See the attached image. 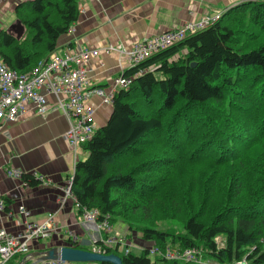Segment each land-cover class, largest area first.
Instances as JSON below:
<instances>
[{
    "label": "trees",
    "instance_id": "obj_1",
    "mask_svg": "<svg viewBox=\"0 0 264 264\" xmlns=\"http://www.w3.org/2000/svg\"><path fill=\"white\" fill-rule=\"evenodd\" d=\"M17 13L24 36L0 31V53L25 72L57 50L80 5L30 0ZM263 34L264 0H242L121 72L130 85L117 91L107 122L81 144L88 155L77 161L72 183L80 214L95 208L98 221L112 224L140 210L146 221L130 226L163 252L169 244L201 248L221 264L244 258L264 264ZM22 179L41 182L29 172ZM164 220L168 228L158 227ZM98 244L120 254L123 264H197L152 257L150 247L136 254Z\"/></svg>",
    "mask_w": 264,
    "mask_h": 264
},
{
    "label": "crops",
    "instance_id": "obj_2",
    "mask_svg": "<svg viewBox=\"0 0 264 264\" xmlns=\"http://www.w3.org/2000/svg\"><path fill=\"white\" fill-rule=\"evenodd\" d=\"M27 1L30 0H0V31L7 30L18 39L22 37L23 32L20 31L25 30L19 25L17 9ZM241 1L79 0L80 16L69 32L59 37L57 50L62 53L69 48L73 51L79 48H100L109 42L129 47L139 39L200 18L208 8L230 7ZM120 58L118 53H102L90 57L86 64L92 83L107 87L122 72L123 66L127 67V61L122 59L121 63ZM48 99L54 102L52 95H48ZM89 105L95 110L97 126L104 125L111 115L113 105L104 103L96 94L91 96ZM25 107V112L17 121L4 122L0 126V195L6 198L7 204L0 214V227L17 234L24 229L27 220L43 222L53 214L57 230L47 238L34 241L30 252L50 248L61 243L62 239L68 243L71 237L72 241L78 240L88 249L93 246L92 241L100 231L94 222L86 221L80 214L75 198L63 200L65 185L68 177L75 172V164L88 154L81 152V148L84 149L82 146L74 149L69 142L66 137L69 121L61 111L51 109L46 115H40L32 103H27ZM7 167L20 168L37 177H46L48 184L40 182L29 186L23 179L7 175ZM19 205H23L29 215L21 213ZM143 248L142 243L136 246L141 252ZM26 255H17L11 259L12 262L5 264H17ZM76 263L62 260L59 264Z\"/></svg>",
    "mask_w": 264,
    "mask_h": 264
},
{
    "label": "built area",
    "instance_id": "obj_3",
    "mask_svg": "<svg viewBox=\"0 0 264 264\" xmlns=\"http://www.w3.org/2000/svg\"><path fill=\"white\" fill-rule=\"evenodd\" d=\"M226 10L205 12L200 18L139 39L129 47L121 43L109 42L100 48H79L74 51L69 48L62 53L54 50L46 59L39 61L36 66L25 72L11 68L0 53V126L4 122L17 121L20 115L25 112L27 103H32L36 113L40 115H46L49 110L57 109L67 117L69 128L66 131V137L73 148L78 149L82 143L93 137L98 128L94 120L95 110L89 105L91 96L99 95L104 103L112 105L117 91L127 88L131 83L130 77H125L120 73L105 88L94 85L86 64L90 57L102 53H118L121 63H123L122 59L127 61L125 63L127 67L124 68L122 65V72H124L127 68L183 40L189 34L219 20ZM48 95L54 97V102L48 99ZM5 172L14 178H22L24 173L22 169L16 167H7ZM74 173L66 182L63 200L68 197L74 198L72 192ZM39 178L41 183H48L44 177L40 176ZM6 206V198L0 195V214L6 209ZM19 208L21 213L29 215L23 205ZM98 215V209L84 208L83 217L86 221L94 222L99 231L109 229L110 223L107 219L98 221ZM56 230L57 225L53 214H50L43 222L27 220L24 229L17 234L8 231L5 227H0V264H5L16 255L28 254L34 241L47 238ZM100 240L107 246L112 240L111 238L96 240L94 245L97 244L98 248L93 250L105 253L103 246L98 244ZM150 253L164 255L167 259L182 262L221 264L216 260H202L197 248L180 250L166 246L163 252L157 247H152ZM61 261L44 260L34 264H59ZM234 264L251 263L244 258Z\"/></svg>",
    "mask_w": 264,
    "mask_h": 264
},
{
    "label": "rangeland",
    "instance_id": "obj_4",
    "mask_svg": "<svg viewBox=\"0 0 264 264\" xmlns=\"http://www.w3.org/2000/svg\"><path fill=\"white\" fill-rule=\"evenodd\" d=\"M228 7L229 6H227V7L225 6L223 8H219V9L218 8L217 9L208 8L204 12H209V11H213V10L227 9ZM24 30H25V28H24ZM21 32H23L22 36H24V32L25 31L21 30L20 33ZM261 37H264V34ZM260 149H261V147H259V146L256 147L257 151H259ZM81 152H86V154H88V152L86 150L82 149V148H81ZM136 212H137L136 214L132 215V218H134V219L130 218V220H128V218H115V220L112 222V224L110 223V227L111 226L112 227L109 228V229H106L105 231L104 230L100 231V232L98 231L99 233L96 234L97 238L96 237L95 238L96 239H101L102 236H103V238H102V240H103V239H106L107 236H108V238H111V240H112L110 242V244L108 243V245L109 246H112V245L113 246H117L118 245L119 246V251L120 252H125V253L129 252V251H132V252L134 251V252L140 253L141 251L139 249H136V246H138L139 243H142L144 248L150 247V249H151L153 246L155 247L156 246L155 243L146 242L142 238L141 232L136 230L135 227H131L130 226L131 222H134V224L137 225V224H142L143 221L145 220V215H143L142 212H140V210H138ZM137 222H139V223H137ZM174 223H175V225H174L175 226V232H178L179 228H180L179 227V223L177 221L174 222ZM158 227L168 228V220L159 221L158 222ZM123 239H125V240H123ZM95 240L93 239V241H92L93 242L92 243L93 246H89L88 249L92 248L91 250H93L94 248H98L97 244L94 245V243L96 242ZM117 241H119L118 244H117ZM67 242L69 243V241H67ZM62 243L65 244V240L64 239H62L61 243H59V244H62ZM168 245L169 244H167L166 246H168ZM118 246H117V248H118ZM144 248L142 249V251L144 250ZM121 249H122V251H121ZM127 249H128V251H127ZM198 250L200 252V256H201L202 260H215V259H212V258L204 257L203 256V249L199 248ZM151 255H152V257L155 256L154 254H151ZM76 264H83V263L77 262Z\"/></svg>",
    "mask_w": 264,
    "mask_h": 264
},
{
    "label": "water",
    "instance_id": "obj_5",
    "mask_svg": "<svg viewBox=\"0 0 264 264\" xmlns=\"http://www.w3.org/2000/svg\"><path fill=\"white\" fill-rule=\"evenodd\" d=\"M24 29V24L18 20ZM28 260L31 262L29 263ZM44 260H67L74 262H112L123 264L122 256L116 252L103 253L91 249L72 246L69 243L56 244L50 248L28 253L18 264H34Z\"/></svg>",
    "mask_w": 264,
    "mask_h": 264
},
{
    "label": "bare ground",
    "instance_id": "obj_6",
    "mask_svg": "<svg viewBox=\"0 0 264 264\" xmlns=\"http://www.w3.org/2000/svg\"><path fill=\"white\" fill-rule=\"evenodd\" d=\"M18 27H19V26H18ZM20 27H21V26H20ZM12 30H13V29H12ZM118 60H119V59H118ZM129 68H130V67H129ZM85 143H86V142H85ZM80 146H81V145H80ZM80 148H81V147H80ZM132 150H133V149H132ZM75 152H76V150H75ZM128 153H129V152H128ZM130 153H131V151H130ZM75 165H76V164H75ZM24 173H25V172H24ZM71 173H72V172H71ZM73 173H74V172H73ZM45 178H46V177H45ZM68 178H69V177H68ZM19 179H20V178H19ZM21 179H22V178H21ZM24 181H25V180H24ZM25 182H26V181H25ZM51 183H52V182H51ZM51 183H50V184H51ZM47 184H48V183H47ZM19 206H20V205H19ZM26 210H27V209H26ZM98 219H99V218H98ZM107 221H108V220H107ZM109 223H110V222H109ZM111 227H112V226H111ZM111 227H110V228H111ZM101 234H102V233H101ZM103 235H104V234H103ZM110 237H111V236H110ZM71 238H72V237H71ZM102 238H103V236H102ZM107 238H108V236H107ZM107 238H106V239H107ZM122 238H123V237H122ZM122 238H121V239H122ZM67 239H68V238H67ZM108 239H110V238H108ZM123 240H125V239H123ZM123 240H122V241H123ZM69 241H70V240H69ZM77 241H78V240H77ZM78 242H79V241H78ZM118 242H119V241H118ZM117 244H118V243H117ZM112 246H113V245H112ZM113 247H114V246H113ZM121 251H122V249H121ZM124 251H125V250H124ZM161 251H162V250H161ZM129 252H130V251H129ZM124 253H125V252H124ZM20 255H21V254H20ZM25 255H26V254H25ZM119 255H120V254H119ZM21 256H22V255H21ZM21 256H20V257H21ZM160 256H161V255H160ZM162 257H163V256H162ZM16 259H18V258L16 257ZM122 260H123V259H122ZM13 261H14V260H13ZM15 261H16V260H15ZM10 262H12V261L10 260ZM16 262H17V261H16ZM69 262H70V261H69ZM93 263H95V262H93ZM111 263H112V262H111ZM190 263H191V262H190ZM17 264H18V263H17Z\"/></svg>",
    "mask_w": 264,
    "mask_h": 264
}]
</instances>
